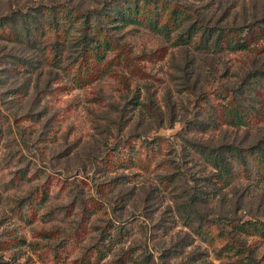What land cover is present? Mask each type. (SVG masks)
<instances>
[{"label": "rangeland", "instance_id": "rangeland-1", "mask_svg": "<svg viewBox=\"0 0 264 264\" xmlns=\"http://www.w3.org/2000/svg\"><path fill=\"white\" fill-rule=\"evenodd\" d=\"M106 1L0 0V15L58 3L86 13ZM193 3L212 20L236 2ZM245 7L239 22L263 13L264 0ZM64 21L72 58L81 22L71 14ZM112 32L114 48L78 73L80 84L67 61L43 55L53 36L29 47L0 35V264H225L229 257H217L195 230L199 215L182 202L200 188L208 200L195 209L206 217H264L260 173L252 168L214 195L215 170L193 148L264 139L262 116L235 127L206 114L222 108L248 69L264 66V39L242 52H197L144 26ZM244 99L249 112L261 106L256 96ZM158 135L147 168L119 165L128 143L135 150ZM247 240L264 264V239Z\"/></svg>", "mask_w": 264, "mask_h": 264}, {"label": "trees", "instance_id": "trees-1", "mask_svg": "<svg viewBox=\"0 0 264 264\" xmlns=\"http://www.w3.org/2000/svg\"><path fill=\"white\" fill-rule=\"evenodd\" d=\"M193 1L206 0H107L100 9L86 13L70 4L58 3L41 9L36 8L35 12L19 10L11 15H0V35L29 47L37 46L36 42L41 38L53 36V40L44 46L50 53L44 51L43 55L52 64L67 61L66 66L73 71V81L78 84V73H84L91 60L94 63L105 60L107 51L114 48L117 39L112 30L118 27L144 26L197 52H242L264 39V12L250 16L249 20L243 19L244 22L238 21L237 10L240 7L241 15L245 13L246 0H235L236 3L232 6L235 7L234 10L227 9L221 18L214 17L212 20L207 9L203 5L195 6ZM70 14L81 22L80 34L74 37L75 43H78V51L72 58L64 55L69 47L67 44L71 43V38L66 34L68 25L64 17ZM18 64L25 65L26 61H19ZM246 94L250 99L256 96V101L261 105L254 109V112H249L244 107ZM263 95L264 66H256L248 69L237 89H228L223 95L225 102L222 108H214L217 113L214 109L211 112L206 111L207 117L216 124L217 121L219 123L223 120L224 124L240 127L257 116L264 117V111L261 109L264 107ZM201 100L207 102L206 98ZM162 138L163 136L158 135L142 139L135 150L132 142L128 143L131 145L124 150L126 154L117 159L121 162L119 165H140L147 168L145 159L157 152L156 147L160 145ZM193 146L194 152L204 156L215 170L210 174L214 195H223L222 190L225 187L239 181L242 176L247 177L252 168L260 173L264 180L263 138L247 145L232 142H194ZM130 151H133L132 156L128 154ZM200 192V188L189 190L182 203H187L186 207L194 209L199 215L195 230L202 234L208 244L213 245L217 257H229L228 261H223L225 264H261L252 240L248 241L247 238L264 239V217H206L195 209L198 203L208 200L204 199ZM212 226L216 227V230H213Z\"/></svg>", "mask_w": 264, "mask_h": 264}]
</instances>
